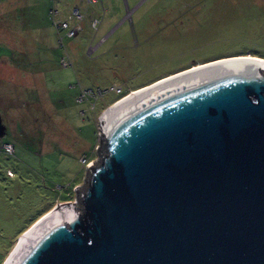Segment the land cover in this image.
Here are the masks:
<instances>
[{
    "label": "water",
    "instance_id": "obj_1",
    "mask_svg": "<svg viewBox=\"0 0 264 264\" xmlns=\"http://www.w3.org/2000/svg\"><path fill=\"white\" fill-rule=\"evenodd\" d=\"M98 123L74 202L7 264H264V65L183 77Z\"/></svg>",
    "mask_w": 264,
    "mask_h": 264
},
{
    "label": "rangeland",
    "instance_id": "obj_2",
    "mask_svg": "<svg viewBox=\"0 0 264 264\" xmlns=\"http://www.w3.org/2000/svg\"><path fill=\"white\" fill-rule=\"evenodd\" d=\"M246 54L264 58V0H0V264L37 221L74 202L110 106ZM89 90L96 99L79 101Z\"/></svg>",
    "mask_w": 264,
    "mask_h": 264
},
{
    "label": "bare ground",
    "instance_id": "obj_3",
    "mask_svg": "<svg viewBox=\"0 0 264 264\" xmlns=\"http://www.w3.org/2000/svg\"><path fill=\"white\" fill-rule=\"evenodd\" d=\"M248 62H257V63H259L261 65H264V58H259V57H256V56H252V55L246 54V55H239V56L229 57V58H226L225 60L220 59V60H217L215 62L212 61V63L203 64V65H199V66H196V67H191L189 69L183 70V71L178 72L176 74H172V75H170L168 77L160 79L158 82L156 81L155 84L153 83V85H151V86L142 87L140 89H137L136 91L131 92L125 98L118 100L115 104L110 106V108H108L107 111L103 113L102 117L105 114H107L109 111H111L112 109L118 107L119 105L125 103L126 101L130 100L131 98H133V97H135L137 95L143 94V93L148 92V91L153 90V89H156V88L161 87V86H163L165 84H168V83L183 79V77L186 78V77H189V76H192V75H195V74H199V73H202V72H205V71L214 70V69L221 68V67H224V66L234 65V64H238V63H248ZM44 220H41V221H44ZM38 223L35 224L34 226H32L28 231H26V233L23 236H21L18 239V243H17L16 247L14 248V251L11 254L10 258L13 256V254L17 251V249L20 246L24 245L23 243L25 242V240L31 235V233L42 222H40V224H38ZM9 259L7 260V262L9 261ZM7 262H6V264H7Z\"/></svg>",
    "mask_w": 264,
    "mask_h": 264
},
{
    "label": "built area",
    "instance_id": "obj_4",
    "mask_svg": "<svg viewBox=\"0 0 264 264\" xmlns=\"http://www.w3.org/2000/svg\"><path fill=\"white\" fill-rule=\"evenodd\" d=\"M100 0H87V2L88 3H91V4H95V3H98ZM75 14H76V12H75ZM75 17H78V16H75ZM99 22H98V20H96V19H94V20H92L91 21V28L94 30H96L97 29V27H98V24ZM63 25H64V27L63 28H61V29H67V25L65 24V23H63ZM76 32H77V29L75 28V29H72V30H70L69 31V33H70V36L69 37H71V36H73V35H75L76 34ZM112 90H114V87L113 88H111ZM120 92V89H118V90H116V92ZM99 94V93H98ZM79 101H81V99L80 98H84V99H88V98H90L91 100L92 99H96V97H95V94H94V92H92L91 90H89L87 93L85 92V91H80V93H79ZM98 96V95H97ZM4 146H6L7 148L5 149V152L6 153H9V152H11L12 151V147L10 146V145H8V144H4Z\"/></svg>",
    "mask_w": 264,
    "mask_h": 264
},
{
    "label": "trees",
    "instance_id": "obj_5",
    "mask_svg": "<svg viewBox=\"0 0 264 264\" xmlns=\"http://www.w3.org/2000/svg\"><path fill=\"white\" fill-rule=\"evenodd\" d=\"M136 91V90H135ZM9 145V144H8ZM1 151H4V150H1ZM5 152V151H4ZM6 153V152H5ZM8 154H10V153H8Z\"/></svg>",
    "mask_w": 264,
    "mask_h": 264
}]
</instances>
